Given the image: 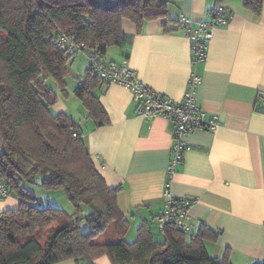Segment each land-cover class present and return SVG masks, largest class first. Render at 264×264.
I'll list each match as a JSON object with an SVG mask.
<instances>
[{
	"label": "crops",
	"instance_id": "0c3cea01",
	"mask_svg": "<svg viewBox=\"0 0 264 264\" xmlns=\"http://www.w3.org/2000/svg\"><path fill=\"white\" fill-rule=\"evenodd\" d=\"M219 4L232 16L214 28L207 58L197 67L202 80L196 90L207 118L217 116L219 124L184 137L190 148L171 188L174 197L192 202L193 227L187 235L197 233L202 225L220 232L215 241H204L211 257L228 254L232 264H257L264 259V100L257 103L264 94V8L256 16L242 0H172L167 18L148 20L140 30L125 18L122 29L131 43L112 47L117 51L108 52L107 47L106 57L127 59L145 84L181 102L195 68L191 39L175 26L176 21L181 14L200 21ZM85 58L78 55L69 63L76 80L67 81V96L56 83L51 86L58 95L51 111L67 113L81 127L106 183L110 188L120 187L118 205L130 223L125 240L135 241L138 228L147 222L155 240L163 242L155 218L165 204L164 185L174 144L172 120L164 115L142 116L131 90L102 82L94 95L108 120L100 124L88 117V110L73 93L85 80L89 67ZM18 203L12 193L0 200V212ZM57 264L77 263L68 259ZM95 264L112 262L104 255Z\"/></svg>",
	"mask_w": 264,
	"mask_h": 264
},
{
	"label": "trees",
	"instance_id": "16d2710c",
	"mask_svg": "<svg viewBox=\"0 0 264 264\" xmlns=\"http://www.w3.org/2000/svg\"><path fill=\"white\" fill-rule=\"evenodd\" d=\"M242 1L256 16L262 14L264 0ZM171 2L0 0V174L19 200L16 207L0 212V264H57L68 259L95 264L104 255L112 264H232L228 254H208L204 241H215L220 232L206 225L191 235L169 225L159 242L144 222L137 239L127 242L130 223L118 205L120 187L106 183L81 127L67 113L51 111L58 95L48 79L67 96L66 79L73 76L70 58L54 43L59 30L71 29L90 48L97 42L105 51L124 47L131 43L122 29L125 18L140 30L148 20L167 18ZM175 26L180 29L178 20ZM99 83L88 67L73 93L88 117L103 124L108 116L94 95ZM257 100H264V94ZM35 178L45 190H63L74 212L37 206L36 195L23 185ZM112 224L118 240L96 241Z\"/></svg>",
	"mask_w": 264,
	"mask_h": 264
},
{
	"label": "built area",
	"instance_id": "2783aa9c",
	"mask_svg": "<svg viewBox=\"0 0 264 264\" xmlns=\"http://www.w3.org/2000/svg\"><path fill=\"white\" fill-rule=\"evenodd\" d=\"M231 16V11L223 4H219L200 21L186 14L178 17L179 28L191 39L192 64L195 68L189 76L184 98L178 103L145 84L139 73L129 65L127 59L118 62L107 58L102 43L97 42L93 48H90L71 29L59 30L54 39L56 47L71 61L78 55L86 56L90 69L95 76L99 77L100 82L108 85L119 84L131 90L139 103L138 111L142 116L153 118L164 115L172 120L174 144L168 165V179L164 185L165 204L161 214L155 218L161 231L169 225H174L184 232L190 231L193 227L190 215L192 202L173 196L172 178L178 165L183 161L185 151L190 148L184 137L196 129H216L219 124L218 117L207 118L197 102L196 90L202 80L197 67L207 57L208 42L214 35V28L228 22ZM10 194L9 183L0 174V200L7 198Z\"/></svg>",
	"mask_w": 264,
	"mask_h": 264
},
{
	"label": "rangeland",
	"instance_id": "374dc122",
	"mask_svg": "<svg viewBox=\"0 0 264 264\" xmlns=\"http://www.w3.org/2000/svg\"><path fill=\"white\" fill-rule=\"evenodd\" d=\"M227 23V22H225ZM115 46H109L108 52L115 50L117 51V48H112ZM78 57V56H77ZM118 57V56H115ZM122 57L116 58V61L121 62ZM87 63V59L85 58L84 64ZM74 71H77L78 67L77 64H73ZM84 70H82L83 73ZM72 72V71H71ZM67 81L76 80L74 76L69 75L66 79ZM48 84L50 87H56L55 81L52 78L48 79ZM60 89V88H59ZM24 186H26L29 190H31L37 197L36 205L37 206H53L60 209H64L67 211H70V213L74 212V207L71 204V202L68 200L67 196H65V193L63 190L59 191H48L43 188L41 185L40 179L35 178L34 181H25L23 183ZM82 229L87 230L88 226L85 221H82ZM117 240V237L115 236V233L112 230V226L108 228V230L101 234L96 241L99 242H115Z\"/></svg>",
	"mask_w": 264,
	"mask_h": 264
}]
</instances>
